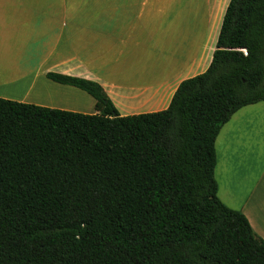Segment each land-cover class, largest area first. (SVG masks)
I'll return each mask as SVG.
<instances>
[{"label":"trees","instance_id":"1","mask_svg":"<svg viewBox=\"0 0 264 264\" xmlns=\"http://www.w3.org/2000/svg\"><path fill=\"white\" fill-rule=\"evenodd\" d=\"M48 79L99 114L0 99V264H264L216 181L222 129L264 102V0H231L209 69L167 110L122 117L97 83Z\"/></svg>","mask_w":264,"mask_h":264},{"label":"crops","instance_id":"2","mask_svg":"<svg viewBox=\"0 0 264 264\" xmlns=\"http://www.w3.org/2000/svg\"><path fill=\"white\" fill-rule=\"evenodd\" d=\"M231 0H0V99L99 114L86 92L49 74L100 85L120 116L167 110L204 74ZM218 198L264 240V102L238 111L217 142Z\"/></svg>","mask_w":264,"mask_h":264}]
</instances>
